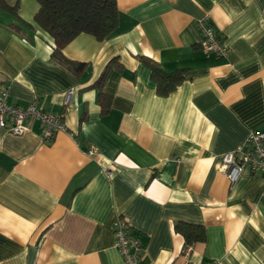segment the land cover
<instances>
[{
    "label": "crops",
    "instance_id": "crops-1",
    "mask_svg": "<svg viewBox=\"0 0 264 264\" xmlns=\"http://www.w3.org/2000/svg\"><path fill=\"white\" fill-rule=\"evenodd\" d=\"M7 1L18 17L0 8V84L19 106L62 113L67 129L47 141L34 116L21 134L0 129V264H125L117 216L142 242L141 264H264V173L245 170L231 188L220 168L264 130V0H116L112 36L63 47L85 62L78 75L51 59L37 1ZM204 14L225 55L202 48ZM141 56L183 69L182 81L159 94ZM177 222L204 227L188 254Z\"/></svg>",
    "mask_w": 264,
    "mask_h": 264
},
{
    "label": "trees",
    "instance_id": "trees-1",
    "mask_svg": "<svg viewBox=\"0 0 264 264\" xmlns=\"http://www.w3.org/2000/svg\"><path fill=\"white\" fill-rule=\"evenodd\" d=\"M36 1L38 10L33 20L53 39L54 47L51 52V59L73 75L82 72L85 68V62L73 61L65 57L62 53L63 47L80 33L90 34L97 40L107 39L114 34L119 24V10L116 0ZM0 8L17 16L18 7L16 3L10 4L7 0H0ZM141 58L150 66L151 77L156 82V90L159 94L167 95L182 81L183 69L167 72L151 58L142 56ZM111 61H115L114 58ZM105 74L106 69L95 82L100 88L98 99L103 111H106L110 105V96L101 90ZM175 229L183 235L187 246L196 241H203L205 238L204 227L201 224L177 222Z\"/></svg>",
    "mask_w": 264,
    "mask_h": 264
},
{
    "label": "built area",
    "instance_id": "built-area-1",
    "mask_svg": "<svg viewBox=\"0 0 264 264\" xmlns=\"http://www.w3.org/2000/svg\"><path fill=\"white\" fill-rule=\"evenodd\" d=\"M198 29L202 36V48L218 56L226 54V46L217 29L213 26L208 14L198 20ZM72 90L65 94L64 103H68ZM34 116L40 124L42 136L50 141L57 131H65L66 125L62 113H54L37 106L32 100L25 107L11 102L6 87L0 84V129L12 134H21L27 129L26 120ZM220 168L225 172L229 186L232 188L245 170L252 174L264 173V130H251L242 146L235 150L225 151L221 155ZM115 246L123 256L125 264H141L143 245L139 237L131 233L126 220L117 216L112 222ZM190 246L184 249L188 254ZM206 264H221L211 259Z\"/></svg>",
    "mask_w": 264,
    "mask_h": 264
}]
</instances>
